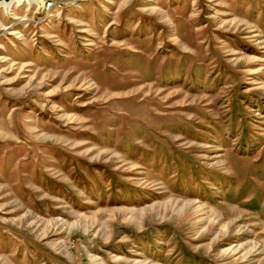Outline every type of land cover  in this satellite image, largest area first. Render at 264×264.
Masks as SVG:
<instances>
[{"label":"rangeland","instance_id":"rangeland-1","mask_svg":"<svg viewBox=\"0 0 264 264\" xmlns=\"http://www.w3.org/2000/svg\"><path fill=\"white\" fill-rule=\"evenodd\" d=\"M0 264H264V0L0 6Z\"/></svg>","mask_w":264,"mask_h":264},{"label":"bare ground","instance_id":"bare-ground-1","mask_svg":"<svg viewBox=\"0 0 264 264\" xmlns=\"http://www.w3.org/2000/svg\"><path fill=\"white\" fill-rule=\"evenodd\" d=\"M24 1L31 3V4L41 3V6L45 7L46 3L49 0H0V6H3L9 10L13 6L14 3L24 2Z\"/></svg>","mask_w":264,"mask_h":264}]
</instances>
